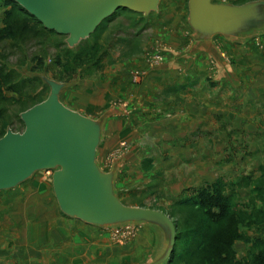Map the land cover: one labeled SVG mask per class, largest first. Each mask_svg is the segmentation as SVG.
I'll use <instances>...</instances> for the list:
<instances>
[{"label": "rangeland", "instance_id": "obj_1", "mask_svg": "<svg viewBox=\"0 0 264 264\" xmlns=\"http://www.w3.org/2000/svg\"><path fill=\"white\" fill-rule=\"evenodd\" d=\"M17 8L0 0V65L18 75L0 84V135L22 131L23 110L47 98L49 80L62 83L60 102L102 126L96 163L113 173L118 199L175 224L167 264H219V252L220 264H251L264 250V165L254 168L264 155L250 154L264 134L247 135V125L264 122L247 123L244 74H260L264 10L230 34L202 33L189 24V0H160L149 13L114 11L70 47L54 32L7 34L5 12L19 17ZM197 88L201 98L182 94ZM52 175L41 169L0 190V264H147L164 253L156 223L101 227L63 214Z\"/></svg>", "mask_w": 264, "mask_h": 264}, {"label": "water", "instance_id": "obj_2", "mask_svg": "<svg viewBox=\"0 0 264 264\" xmlns=\"http://www.w3.org/2000/svg\"><path fill=\"white\" fill-rule=\"evenodd\" d=\"M49 31L76 45L118 9L133 13L156 11L160 0H12ZM264 0L244 5L189 0V24L202 33L230 34L242 22L257 18ZM47 98L20 114L24 129H7L0 137V190L26 180L33 172L52 170V188L60 209L70 218L96 226L119 222L156 223L168 240L164 253L147 264H167L175 251V224L154 209L122 203L114 190V175L96 163L101 143L97 120L65 107L59 100L63 84L49 80Z\"/></svg>", "mask_w": 264, "mask_h": 264}, {"label": "trees", "instance_id": "obj_3", "mask_svg": "<svg viewBox=\"0 0 264 264\" xmlns=\"http://www.w3.org/2000/svg\"><path fill=\"white\" fill-rule=\"evenodd\" d=\"M12 1V0H10ZM13 2V1H12ZM14 3V2H13ZM19 14H21L19 17L15 15L12 11H6L5 16H4V21L7 23V29L6 30L7 34L18 35L20 38L21 37H40L43 36L44 34L47 35L49 32H54V31H49L43 27V25L38 21V19H35L33 16L28 14L23 8H17ZM16 31V32H15ZM55 33V32H54ZM18 78V75L14 70L7 69L0 65V84L2 83H16ZM6 133L4 131L1 135L3 136ZM204 198V197H203ZM203 198L200 197L201 201H203ZM216 198V205L215 206H220L221 203H223L226 198L224 197H215ZM225 213V207L220 208L219 214H224ZM203 214L212 216L210 213V210H205ZM253 261L251 264H264V250H260L259 252H256L253 255ZM214 260L218 261L220 264L222 261L224 262L226 260V256H222L221 253H216L214 256Z\"/></svg>", "mask_w": 264, "mask_h": 264}, {"label": "crops", "instance_id": "obj_4", "mask_svg": "<svg viewBox=\"0 0 264 264\" xmlns=\"http://www.w3.org/2000/svg\"><path fill=\"white\" fill-rule=\"evenodd\" d=\"M254 58L256 59H253V61H255L256 63L255 65H253V68H254L253 70H255V73L257 72L260 74H255V75L249 74V73H246V75L244 74V89H245V105H246L247 123L250 122V120L252 119H257V120H261L264 122V86L262 87L259 86V83H260L259 80L261 79L260 77L262 76L264 77V67H263L264 64H262L264 63V60L260 58V56L258 55H256ZM182 94L186 95L187 97L193 96V98L194 97L201 98L203 96V91L197 88V89H192V91L190 92L184 91L182 92ZM254 123L255 122H253V124ZM196 128H197V125L193 129H196ZM249 134L254 135V136H256V134L263 135L264 130L258 129L257 127H253L252 125H247V135ZM251 151L252 152L250 156L264 155V148H259V149L255 148V149H252ZM262 165H264V162L256 164L255 165L256 167L254 168L261 169ZM203 180H205V177L203 178ZM196 183H197L196 185H198V183L199 185H202L201 179H199ZM191 185L195 186L194 183H192ZM260 212H263V211L260 210Z\"/></svg>", "mask_w": 264, "mask_h": 264}]
</instances>
